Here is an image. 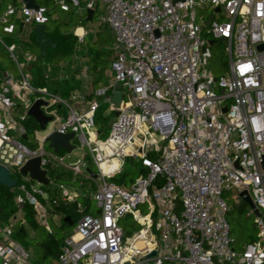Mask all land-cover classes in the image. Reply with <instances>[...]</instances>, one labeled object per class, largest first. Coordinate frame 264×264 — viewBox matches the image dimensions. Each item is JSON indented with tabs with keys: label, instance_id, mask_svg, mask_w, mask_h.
<instances>
[{
	"label": "built area",
	"instance_id": "built-area-1",
	"mask_svg": "<svg viewBox=\"0 0 264 264\" xmlns=\"http://www.w3.org/2000/svg\"><path fill=\"white\" fill-rule=\"evenodd\" d=\"M15 1L19 8L9 7L0 20L3 33H13L8 18L15 14L26 26L49 22L45 7L28 9ZM54 2L62 12L70 5L84 13L103 7L99 19L112 35L111 79L96 89L87 66L77 60L78 88L63 95L37 87L18 63L14 45L0 39L17 67V77L6 74L0 80V166L16 182L10 188L15 212L0 222V264H40L14 238L16 228L27 226L26 205L33 220L52 234L49 221L60 219L53 205L74 203L82 213L86 207L76 202L82 193L99 213L82 214L47 264H264V0H86L83 7L80 0ZM198 8L211 11L203 30L208 17L198 22ZM84 36L76 35L80 43ZM209 41L225 44V75L207 68ZM25 61L29 66L35 57L26 54ZM117 84L118 108L111 101ZM37 100L46 103L41 110L51 120L40 129L31 118L38 128L28 131L27 111ZM102 106L103 120L113 119L104 138L97 125ZM114 111L119 112L115 118ZM53 133H72V151L46 150ZM84 149L87 154L69 162L73 152ZM127 157L146 172L121 187L110 179ZM35 158L46 186L20 172ZM114 160L117 168H111ZM86 182L93 187L81 191ZM243 191L259 212L249 213L257 239L238 251L224 195L231 192L240 203ZM140 205H147L145 216ZM128 216L137 230L120 225Z\"/></svg>",
	"mask_w": 264,
	"mask_h": 264
},
{
	"label": "trees",
	"instance_id": "trees-1",
	"mask_svg": "<svg viewBox=\"0 0 264 264\" xmlns=\"http://www.w3.org/2000/svg\"><path fill=\"white\" fill-rule=\"evenodd\" d=\"M37 4L39 6L44 7L41 5L38 1ZM47 9V15L49 17V22L46 24V34L48 38L52 41V43L55 45L54 48L47 49L46 51V58L41 59L39 56L38 48L36 45V40L32 35V32L29 34V40L27 41H20L25 43L29 49L35 53V61L31 62L28 66L29 73L32 76V83L37 87H44V88H51L52 91L60 92L63 95H67L72 90L79 87V82L75 79V72L73 71L68 79H65L60 82H51L52 79L45 78L44 69L41 66V62L45 65L53 67L54 73L55 70L58 69L59 64L62 61H65L67 59H71L74 54L76 53L77 48L80 45H83V43H80L77 39V37L73 34L74 29L77 27H85L88 24V21L86 19L85 15H78L77 20L75 23H73L71 20H64V21H58V20H52L49 15V9ZM102 24V23H101ZM104 25V24H103ZM98 33V32H97ZM85 42V41H84ZM6 44L12 45V40H6ZM86 52L88 55V61L85 64L88 68L89 76L91 77L92 84L95 87L97 84H99L102 80V74L105 73L106 66L108 62H111V51L110 50H103L101 48H89L88 44L86 45ZM108 55L111 58L108 60ZM57 73V72H56ZM2 75V70H0V80ZM109 80H105V83H107ZM105 106H102L99 109L103 111ZM98 112V113H99ZM97 113V114H98ZM98 116H97V125H99L98 122ZM108 122V120H106ZM107 124V123H106ZM26 126L28 127V131H31L32 129H37L38 126L35 124V122L28 118L26 122ZM102 133V132H101ZM146 171L141 166L138 160H135L133 158L127 157L125 159L124 166L119 174L115 175L110 179V181L118 186L121 187H128L136 177L139 175L144 174ZM60 182H65L63 180H60ZM162 183L161 179H157L155 181V185L158 187ZM93 184L91 182H86L81 188V191H84L87 188H92ZM83 194V193H82ZM80 195L76 199V202H79L81 205L85 206L86 209L80 213L77 211L76 205L69 204L64 205L62 203H58L57 205H53V210L56 215L60 216V223L62 226H69V222H71V228L73 229L75 222L82 214L89 213V205L91 203L89 198L83 197V195ZM52 197L54 196L53 193H51ZM246 206V203L240 202L237 204V206ZM15 212V207L13 205V194L11 193V190L5 187L0 186V222H3L8 219V217ZM24 217L27 223V226H20L16 228L14 238L20 242V244L25 247L26 249H29L28 244L26 243V236L29 234L30 231H35L36 228L39 227V225L33 220V212L32 209L29 206L24 207ZM68 218L69 221L65 222L64 219ZM47 238L43 243H37L38 246H41V248L44 250L43 253L40 256H36L33 251L32 257L33 259L40 263V264H47L51 261L55 260L57 258V255L59 253V249L62 245L63 238L58 237L57 234H47ZM257 238L250 237L248 243L255 241ZM233 245V241H232Z\"/></svg>",
	"mask_w": 264,
	"mask_h": 264
},
{
	"label": "rangeland",
	"instance_id": "rangeland-1",
	"mask_svg": "<svg viewBox=\"0 0 264 264\" xmlns=\"http://www.w3.org/2000/svg\"><path fill=\"white\" fill-rule=\"evenodd\" d=\"M41 5L47 7L49 9V15L52 20L64 21V20H71L73 23L76 22L77 16L81 15V9L78 7H73L70 5V10L68 12L60 11L59 7L55 4L54 0H37ZM86 0H80L81 7L85 5ZM101 5H98L100 7ZM9 7L19 8V6L13 2V0H0V20L6 13V9ZM95 15L91 22H89L84 29L87 31L88 36L85 39V45L88 44L89 48H101L103 50L110 49L112 45V35L110 30L100 22V15L101 13L98 12L99 8L95 9ZM211 14L210 10H203V9H196V17L197 21L200 22V18L203 17L204 19ZM8 21L9 18H8ZM3 26L0 24V39L4 42L5 36L2 32ZM76 31V30H75ZM98 32V33H97ZM25 33L20 34L18 30L11 35V37L15 39H22ZM24 40V39H23ZM5 43V42H4ZM208 51L210 53V59L208 61L207 68L215 75L221 76L225 75L228 70V57L225 50V44L221 41H216L213 44H208ZM15 56L17 57L18 63L22 67V70L26 74H30L28 66L26 65L25 58L23 54L19 55L18 51L14 52ZM29 54V53H27ZM79 55V52H78ZM113 57V53L111 52V58ZM108 55V60L111 59ZM72 59V58H71ZM71 59H67L62 61L61 63L70 62ZM0 67L2 69V74L4 77L7 73L17 77V67L12 62L10 58V54L3 48V45L0 43ZM105 73L102 74V80L99 84L95 86V88H99L102 84L105 83L107 79V73L110 72V61L108 62L107 66L105 67ZM2 76V75H1ZM2 78V77H1ZM51 90V88H49ZM52 91V90H51ZM20 113L23 112L22 109L19 111ZM98 122H99V129L103 133L100 138H104L108 135L109 129L107 127L108 122L103 120L102 111L97 114ZM107 123V124H106ZM46 150H50L48 145H46ZM81 154H87V150L83 151H75L71 155L69 162H76ZM85 162L90 161L88 155L84 158ZM91 170L96 172V169L93 167L92 164H89ZM35 187H38L36 183L33 182ZM75 185V184H74ZM235 195L233 193H226L224 195V199L226 203L230 206V212L227 216V221L230 226V237L233 241V248L235 250L240 249L242 245H246L250 237H255L257 230L254 225V216L249 215L250 209L247 206H237L238 203L235 202ZM92 203V208L90 213H95L96 208L94 202ZM138 211L141 215L145 216L147 214V205H140L138 206ZM50 227L54 234H57L58 237H64L65 235L71 233L72 229L71 226H62L60 221L50 220ZM120 225L124 230H129L130 232L133 230H137L139 226L131 219L130 216L124 217L120 221ZM47 233L43 230L42 227H38L35 231H30L29 234L26 236V243L29 246V249L35 253L36 256H40L43 253V249L41 246H38L37 243H43L47 238Z\"/></svg>",
	"mask_w": 264,
	"mask_h": 264
},
{
	"label": "water",
	"instance_id": "water-1",
	"mask_svg": "<svg viewBox=\"0 0 264 264\" xmlns=\"http://www.w3.org/2000/svg\"><path fill=\"white\" fill-rule=\"evenodd\" d=\"M68 1V0H66ZM179 0H173V3L177 2ZM22 2L24 3L25 7L28 9H34L37 10V8L39 7V5L35 2V0H22ZM92 15H93V10H87L86 11V16H87V20H91L92 19ZM211 17H208V19L203 23L202 26V30L205 27H208L210 22H211ZM31 32L33 37L36 40V45L38 48V52H39V56L41 59H45L46 58V51L47 49H51L54 48L55 45L52 43V41L50 40V38H48L47 34H46V25H33L31 28ZM155 35L158 36V33L155 32ZM213 42L209 41L208 44L211 45ZM259 50L263 49V46H259L258 47ZM206 51V48L202 49V52L204 53ZM115 89L116 91L112 94L111 97V101L112 103L118 108L120 106L121 103V99H122V92L121 90V86L120 85H115ZM46 103L44 101L41 100H37L35 101L32 106L29 108V110L27 111V115L32 118L38 125L40 129H44L46 123H48L51 118L50 117H46L42 110H41V106H45ZM225 111V110H223ZM118 111H114L113 113V118L118 116ZM113 122V119H111L108 122V128L111 126ZM73 134H66V135H62L59 133H53L51 134L48 138H47V142H48V147L52 148L55 152L58 151L59 147H62L65 151L70 152L72 151L73 147L70 145L69 140L72 139ZM26 139V136H23V140ZM22 175H26L29 174L30 178L32 180L37 181L38 183L46 186L48 184V179L46 178V173L44 170H41L40 168V159L39 158H35V159H31L29 160L20 170ZM87 172H89L91 174L92 177H96L95 174H93L89 169H87ZM16 185L15 180H13L10 177V173L8 171V169L4 168L3 166H0V186H3L5 188H12ZM241 200L247 204V206L249 207L251 211V213L255 216H257L259 214L258 210L254 208V204L248 194L247 191H243L239 194ZM99 213V211H97V214ZM65 222H68L69 219L65 218L64 219ZM69 226H71V222L68 223ZM154 252L150 254V256H154Z\"/></svg>",
	"mask_w": 264,
	"mask_h": 264
},
{
	"label": "crops",
	"instance_id": "crops-1",
	"mask_svg": "<svg viewBox=\"0 0 264 264\" xmlns=\"http://www.w3.org/2000/svg\"><path fill=\"white\" fill-rule=\"evenodd\" d=\"M13 2L14 3H16L18 6H20V3L18 2V1H15V0H13ZM35 2L37 3V0H35ZM96 8H99V11L98 12H100V13H102V6H100V7H96ZM7 10V9H6ZM95 12L96 11H94L93 12V15H92V19L91 20H87L88 21V23L89 22H91L92 20H93V18H94V15H95ZM81 15H85L86 16V13H84L83 11H81ZM86 19H87V16H86ZM9 23H11V24H13L15 27H14V31H13V33L12 34H14V32L16 31V30H18V32L20 33V34H22V33H25L24 34V36H22V39H15V38H13V37H11V35L12 34H5V33H3L4 34V36H5V44H6V40H12L13 41V44L12 45H14V48H15V51L17 50L18 51V53H19V55H21V54H23V56H24V58H25V56H26V54L27 53H29V54H31V55H33L34 57H35V53L34 52H32L30 49H29V47L25 44V43H23V42H20V41H27V40H29V34H30V32H31V28H32V26H26V25H22V23H21V18H20V16H19V14H15V15H13V16H10L9 17ZM1 24V23H0ZM3 26V25H2ZM76 30V31H75ZM79 31H81L80 33H78ZM73 34L76 36V35H82V34H85V36H84V40H83V45H80L78 48H77V50H76V53L74 54V56L72 57V59L70 60V62H65V63H60L59 64V66H58V69L57 70H55L56 72L54 73V70H53V67H51V66H48V65H45L44 63H40L41 64V66H42V68L44 69V73H45V76L47 75L48 76V78L49 79H52L51 80V82H55V81H57V78L59 77V76H61V75H68V76H70L71 75V73L74 71L73 69H74V67H73V65H74V63L77 61V60H79V61H81L84 65L87 63V61H88V55H87V52H86V45H85V39H86V37L88 36V34H87V31L84 29V27H77L76 29H74V32H73ZM24 39V40H23ZM6 45H8V44H6ZM4 48V47H3ZM108 50H110V49H108ZM14 51V52H15ZM78 52H79V55H78ZM61 68H63L64 70H62ZM0 70H2L1 69V67H0ZM4 74V73H3ZM2 74V78L4 77V75ZM7 74H9V73H7ZM111 79V74H110V72H108L107 73V80H110ZM58 82V81H57ZM105 84V83H104ZM104 84H102V85H104ZM84 197V199L86 198L85 196H83ZM90 199V201H91V198H89ZM92 202V201H91ZM89 208H90V210H89V212H91V208H92V203H90V205H89ZM95 213H97V211L95 212ZM127 231V230H126ZM244 247V245H242L241 247H240V249H238V251L239 250H241L242 248Z\"/></svg>",
	"mask_w": 264,
	"mask_h": 264
},
{
	"label": "bare ground",
	"instance_id": "bare-ground-1",
	"mask_svg": "<svg viewBox=\"0 0 264 264\" xmlns=\"http://www.w3.org/2000/svg\"><path fill=\"white\" fill-rule=\"evenodd\" d=\"M80 32L81 31H79L78 33H80ZM118 166H119L118 161L114 160L112 162L111 168H117ZM102 167H103L104 171H106L108 169V167L106 165H103ZM142 245H143V243H140V246H142Z\"/></svg>",
	"mask_w": 264,
	"mask_h": 264
}]
</instances>
